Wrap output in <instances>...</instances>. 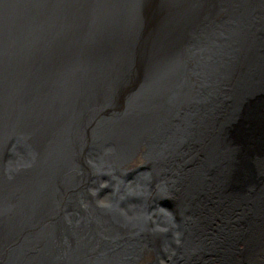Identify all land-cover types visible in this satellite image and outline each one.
Masks as SVG:
<instances>
[{
	"label": "water",
	"instance_id": "obj_1",
	"mask_svg": "<svg viewBox=\"0 0 264 264\" xmlns=\"http://www.w3.org/2000/svg\"><path fill=\"white\" fill-rule=\"evenodd\" d=\"M167 1L0 0L3 39L0 44V264H51L52 254L65 264H76L78 260L104 254L101 245L83 252V245L74 235L68 238V214L75 215L76 210L66 212L49 201L40 206L31 199L28 188L19 183L24 177L36 176L50 185L57 170L46 157L47 149L55 145L60 149L56 152L65 160L69 156L67 136L61 129L67 123L63 122L65 119L73 121L79 117L86 121L83 129L90 131L91 125L98 133L93 90L104 91L101 97L104 101L100 103L105 106L115 105L117 101L119 105L124 93L126 99L118 106L123 115L134 93L140 94L146 88L144 85L125 92L131 81H162L153 96L164 99L169 87L178 85L179 81H189L190 71L195 74L197 69H207L204 58L197 59L194 69L184 66L181 60V47L196 49L198 54L199 49H204L200 38L187 41L188 38L183 37L178 42L174 33L164 37V25L155 31L150 41L142 38L152 18ZM205 1L210 10L217 14L223 12V0ZM14 2V7L19 8L17 11L12 9ZM4 8H9L10 12L4 13ZM234 12L239 15L238 19L231 16ZM204 16L210 24L211 17L206 12ZM226 18L225 25L219 27L220 32L217 33L216 25L211 26L215 35L208 53L210 61L218 63V74L212 71L208 74L207 69L200 78H204L206 89L212 88L215 99L225 101L226 106L222 103L218 109L224 114L220 128L228 126L227 136L238 149L230 153L234 165L247 166L242 174L235 172L234 183L239 177H253L256 169L245 162L242 142L258 129L264 130V91L257 89L258 81H264V0H237V5H228ZM21 39L24 46L19 44ZM22 56L25 60H21ZM146 89L150 95L151 89ZM188 94L187 85H183L181 95ZM257 100L261 101L262 117L255 110ZM147 103L151 105V98ZM196 103L192 98L182 104L179 115L190 112ZM165 109L160 108L158 112L165 113ZM189 117L185 115L182 119L183 122L190 120L186 129L191 123ZM106 126L101 123V130ZM34 128L37 131L35 142ZM223 137L222 131L221 139L214 142L220 145ZM169 148L173 149L170 145ZM86 150L79 149L76 158L93 159L85 155ZM254 150L252 160L263 155L264 143ZM172 151L164 158L172 157ZM263 182H257V186ZM230 187L232 191L233 186ZM37 197L42 198V193ZM244 197L239 196L238 200H245ZM252 200L249 203L253 205ZM262 200L261 210L264 211V195ZM235 201L237 197L230 202V215L241 208ZM80 227L83 229L86 225L80 223ZM260 242L264 245V240Z\"/></svg>",
	"mask_w": 264,
	"mask_h": 264
},
{
	"label": "bare ground",
	"instance_id": "obj_2",
	"mask_svg": "<svg viewBox=\"0 0 264 264\" xmlns=\"http://www.w3.org/2000/svg\"><path fill=\"white\" fill-rule=\"evenodd\" d=\"M14 4L12 9L17 11L19 8ZM231 4L237 5V0H223V12L217 14L210 10L205 0H168L152 18L142 38L150 41L163 25V36L174 33L178 42L183 37H187V41L200 38L204 49H199L198 54L196 49L181 47V60L184 66L194 69L197 59L204 58V66L210 70L208 74L211 71L218 74V63L210 61L208 53L209 43L215 35L211 26L216 25L217 33L220 32L219 27L225 25L227 7ZM9 12V8H4V13ZM204 12L211 17L210 24ZM231 16L238 19L239 15L234 12ZM30 29L35 30L34 26ZM2 42L0 36V44ZM19 44L25 45L22 39ZM21 60L25 57L22 56ZM207 69H197L195 74L190 71L189 81H179L178 85L169 87L168 96L164 99L153 96L162 81H131L125 92L146 85L151 93L148 95L146 88L140 94L134 93L123 115H120L118 106L126 99L124 93L119 98V105L117 101L115 105L110 103L105 106L101 104L104 91L93 90L98 133L91 125L88 128L91 132L83 129L86 121L79 117L73 121L65 119L63 122L67 123L61 129L67 136L69 156L65 160L61 153L56 152L60 149L55 145L47 149L46 157L51 165H56L57 170L50 185L36 176L33 179L31 176L22 178L19 184L28 188L31 199L40 206L49 201L52 206L62 207L66 212L76 210L75 215L68 214L66 229L69 239L74 235L83 245V252L101 245L103 255L74 263L264 264V245H260V240H264V211L261 210L264 182L257 186V182L264 181V151L260 158L254 160L251 155L255 152L254 148L264 143V130L258 129L255 135L242 142L245 162L256 169L253 177H239L232 183L235 172L242 174L247 166L243 163L234 165L230 153L238 149L227 136L228 126L220 128L224 114L218 109L225 101L215 99L212 88L206 89L204 78H200ZM258 83L257 89L264 91V81ZM183 85H187V96L181 95ZM150 98L151 105L147 103ZM192 98L197 103L190 112L180 116L181 105ZM257 101L255 110L262 117L259 110L261 101ZM160 108L165 109V113L158 112ZM189 113L194 115L190 118ZM185 115L191 119L188 129L187 122L190 120L182 121ZM101 123L107 124L102 130ZM222 131L224 137L217 145L214 140L221 139ZM32 138L35 142V128ZM52 139L55 141L54 133ZM160 140L163 143L160 144ZM59 148L63 152V148ZM79 149H87L85 155L93 159L76 158ZM171 151L173 164L160 161ZM177 170L193 173L186 187L176 179ZM171 176L180 186L178 197L181 206L180 202L168 201L171 206L163 202L167 195L174 192L172 186H166ZM39 193H42V198L37 197ZM242 195L245 200H238ZM236 197L235 202L241 208L230 217L233 215H230V202ZM86 199L90 200L89 204ZM251 200L253 205L249 203ZM80 223H84L86 228L82 229ZM51 257V264H65L56 254Z\"/></svg>",
	"mask_w": 264,
	"mask_h": 264
},
{
	"label": "flooded vegetation",
	"instance_id": "obj_3",
	"mask_svg": "<svg viewBox=\"0 0 264 264\" xmlns=\"http://www.w3.org/2000/svg\"><path fill=\"white\" fill-rule=\"evenodd\" d=\"M156 141H159V140H157L156 139ZM160 144L161 143H163L162 142V140H160V142H159ZM159 144V145H160ZM160 160V159H159ZM160 161H162L163 163H166L167 162V164H169V165H171V164H173V159L172 158H165V159H163V160H160ZM192 163V162H191ZM174 164H176V163H174ZM176 165H178V164H176ZM143 166L144 167H146V163H144L143 164ZM186 168V167H185ZM181 169V168H180ZM187 169H189V166L187 167ZM180 170H177L176 172H175V174H178V177H176V179H178L179 181H180V183H181V185L183 184L185 187H186V185H187V183L189 182V180L191 179V177H193V173L192 172H190L189 171V173L187 172V173H184V171H186V170H183V171H180ZM187 175H189V177H187ZM132 177V176H131ZM176 179H172V176L169 178L168 177V183H167V185L166 186H172L173 187V189H174V192L172 193V195H167V197L166 198H164L163 199V202L165 201V202H168V201H173L174 203H176V202H180V204H179V206H181V199L178 197V192H179V189H178V182H176V181H174V180H176ZM180 187V186H179ZM168 204L171 206L172 205V203L171 202H168Z\"/></svg>",
	"mask_w": 264,
	"mask_h": 264
}]
</instances>
